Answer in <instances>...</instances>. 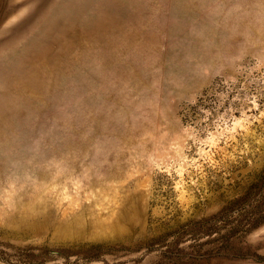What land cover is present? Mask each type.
<instances>
[{
    "label": "rangeland",
    "instance_id": "rangeland-1",
    "mask_svg": "<svg viewBox=\"0 0 264 264\" xmlns=\"http://www.w3.org/2000/svg\"><path fill=\"white\" fill-rule=\"evenodd\" d=\"M0 264H264V0H0Z\"/></svg>",
    "mask_w": 264,
    "mask_h": 264
}]
</instances>
